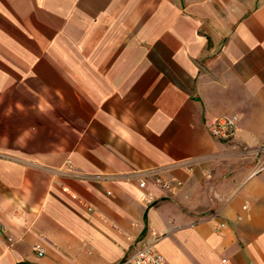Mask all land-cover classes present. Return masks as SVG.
<instances>
[{
  "label": "crops",
  "instance_id": "0c3cea01",
  "mask_svg": "<svg viewBox=\"0 0 264 264\" xmlns=\"http://www.w3.org/2000/svg\"><path fill=\"white\" fill-rule=\"evenodd\" d=\"M262 145L264 0H0V264H264Z\"/></svg>",
  "mask_w": 264,
  "mask_h": 264
},
{
  "label": "built area",
  "instance_id": "2783aa9c",
  "mask_svg": "<svg viewBox=\"0 0 264 264\" xmlns=\"http://www.w3.org/2000/svg\"><path fill=\"white\" fill-rule=\"evenodd\" d=\"M238 116L236 114L215 116L211 117L206 122V127L210 134L214 138H219L223 140H229L234 136L236 131ZM264 145L261 146L262 149ZM191 166H188V170H191ZM62 176H70L73 178H79L81 173H79L68 159L65 161V168L60 170ZM136 176L137 184L139 188V200L146 205H152L156 200V195L149 189V178L151 183L155 187H159L162 190L174 193L181 185L182 182L177 177H169L162 174L159 168L141 170V172H131L127 176ZM126 176V175H125ZM61 188L66 189L64 184L60 183ZM246 208V207H245ZM227 226V223L221 221L214 224L213 228L219 231ZM151 239H146L143 241L142 245L131 252L127 257L123 258L121 261L115 264H170L162 252L158 251L155 244L160 238L159 235L153 233ZM34 252L36 254H43L44 247L40 242H37L33 246Z\"/></svg>",
  "mask_w": 264,
  "mask_h": 264
}]
</instances>
